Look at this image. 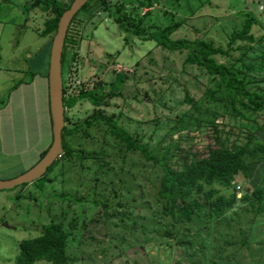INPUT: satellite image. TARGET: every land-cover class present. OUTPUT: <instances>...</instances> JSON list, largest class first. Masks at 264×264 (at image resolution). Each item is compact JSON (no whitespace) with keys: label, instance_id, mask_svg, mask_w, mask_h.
<instances>
[{"label":"rangeland","instance_id":"1","mask_svg":"<svg viewBox=\"0 0 264 264\" xmlns=\"http://www.w3.org/2000/svg\"><path fill=\"white\" fill-rule=\"evenodd\" d=\"M33 1L0 0V67L8 128L10 114L21 111L30 122L36 100H42V80L38 76L32 80V72L35 59L48 56L44 45L51 36L40 35L49 15L40 7L28 8ZM107 1L109 8L96 0L78 16L85 23L74 63L75 81L115 80L120 95L112 99L107 113L142 136L157 158L177 166L190 162L193 153L208 146L216 118L229 125L243 122L256 127L254 115L241 120L225 112L224 92L207 96L208 90H215L216 80L204 68L186 65V51L166 50L122 29L116 22V6L125 8L121 15L129 14V29L166 27L174 39L201 37L223 48H228L231 33L253 15L258 23L252 33L263 43L253 44L245 59L256 62L264 51V8L260 9L264 0H144L150 5H141L142 0ZM230 54L240 56L235 50ZM121 75L127 79L119 85ZM92 110L82 100L70 115L76 122ZM22 125L18 120L19 138ZM225 128L236 131L234 126ZM42 136L30 158L51 141V133ZM258 136L264 140V131ZM72 140L75 148H84L83 161L60 163L34 183L0 190V264H15L21 240L36 237L45 225L60 221L70 234L68 253L80 258L74 264H264V214L255 215L250 203L240 200L221 218H195L172 228L173 236L166 235L165 221L170 219L160 218L155 205L159 167L138 152L120 151L103 125ZM104 147L109 154L94 163ZM18 171L12 169L8 175ZM263 174L264 161L255 166L251 178L237 175L234 186L221 193L228 198L251 194ZM213 187L218 186L206 189Z\"/></svg>","mask_w":264,"mask_h":264},{"label":"trees","instance_id":"2","mask_svg":"<svg viewBox=\"0 0 264 264\" xmlns=\"http://www.w3.org/2000/svg\"><path fill=\"white\" fill-rule=\"evenodd\" d=\"M93 1L96 0H89L81 8L71 21L67 31L62 55L66 109L63 129L64 150L44 176L51 173L60 163H72L76 159L83 161L84 148H75L72 138L89 136L90 130L103 125L106 133L113 137L114 143L120 147V151L125 148L127 152H138L146 160L152 162L155 167H159V173L156 175L158 181L155 205L159 206L158 216L160 218L170 219L169 222L165 221L168 229L166 235L173 236L172 228L178 224L190 223L195 218H206L207 220L221 218L234 209L240 200L250 203L255 215L264 214V174L260 184L251 194H244L240 198L237 195H232L228 198L221 193V189H230L234 186L237 175L242 174L247 179L251 178L253 166L264 160V140L258 136L259 131H264V51L256 56L259 59L256 62L245 59L253 52V44L263 43V38L256 39L252 33L253 26L258 23L257 18L250 15L242 28L231 33L228 48H223L201 37L193 40L174 39L171 36L172 30L166 27L129 29L127 27L129 14L121 15L125 8L116 6V11L119 12L116 22L121 24L122 29L136 34L144 41H155L157 45L166 50L186 51L184 60L186 65H197L204 68L210 78L216 80L215 90H208L207 96L213 98L216 91L224 92L227 95L225 100L222 98L225 103V112H229L228 114L235 119L241 120H250V116L254 115L255 128H251L250 125H245L243 122L229 125L228 122L219 121L216 118L212 122L214 124L212 136L209 138L210 142L206 149L193 153L190 162L187 161L183 165L177 166L164 158H157L142 136L133 134L121 125L115 114L107 113V110L111 109L112 99L120 95L115 90V80L88 82L87 87H80L77 97L73 94L67 96L64 63L70 56L76 59L79 49H81L85 22L79 20L78 16ZM100 1L101 5L109 8L107 0ZM72 2L73 0H34L28 7H40L49 15L44 22V27L40 30L41 36H51V40L46 45L48 64L52 39L58 29L60 17ZM140 4L150 5L144 0ZM238 41L244 42L246 45H238ZM72 49L76 50L74 54H71ZM232 50L238 51L240 56H231L230 51ZM218 57H227L228 60L223 62ZM77 68L78 66H75L74 73L77 72ZM126 79V75H121L118 84L120 85ZM82 100L89 102L93 110L84 120L74 122L68 114V109L75 107L77 102ZM225 126H234L236 131L226 130ZM52 140L48 148L42 152L40 159L50 148ZM108 154L104 147L94 156V163H101ZM123 155L122 157H124ZM214 185L218 187L206 189L207 186ZM71 226L74 228L76 224ZM69 238L70 234L63 221L51 222L44 226L42 233L38 236L21 240L14 262L15 264H35L39 261H47L52 264H74L80 258L73 257L68 253ZM162 263L164 264V262Z\"/></svg>","mask_w":264,"mask_h":264},{"label":"crops","instance_id":"3","mask_svg":"<svg viewBox=\"0 0 264 264\" xmlns=\"http://www.w3.org/2000/svg\"><path fill=\"white\" fill-rule=\"evenodd\" d=\"M46 45L47 43L44 46ZM31 56L32 55H30V57ZM35 61L38 62H35L37 67L32 72V80L35 79L36 76L42 80V100H36L34 118L32 117L30 122L28 120L26 121L25 116H23L24 114L21 111L19 113L10 114L9 128L6 126V124L4 125V117L6 115L8 103L5 102V80L2 78V68L0 67V178L2 179L14 178L38 162L42 152H44L50 145L49 141L46 146L39 148L34 157L30 158L32 151L36 149V147H38V145L41 143L43 139L42 134L49 135L51 133V140L53 138L49 97V64L47 63L48 56L44 59L41 58L40 60L35 59ZM23 82L24 81L21 83ZM18 120H22L24 125H22L23 127L20 130L21 138H19L20 136H17L18 134L16 135ZM20 139L21 144H19ZM24 163L28 164L24 165ZM260 163L255 164L253 166L254 169L255 166L260 165ZM20 166H24L23 170H21L22 168ZM15 168L16 170L20 171L13 173V175H8V172H10L12 169L15 170Z\"/></svg>","mask_w":264,"mask_h":264},{"label":"water","instance_id":"4","mask_svg":"<svg viewBox=\"0 0 264 264\" xmlns=\"http://www.w3.org/2000/svg\"><path fill=\"white\" fill-rule=\"evenodd\" d=\"M89 0H73L60 17L58 29L53 36L49 59V97L53 140L46 154L31 168L11 178H0V190L12 189L34 183L45 175L48 168L63 153V129L65 126L64 83L62 55L69 25L75 15Z\"/></svg>","mask_w":264,"mask_h":264},{"label":"flooded vegetation","instance_id":"5","mask_svg":"<svg viewBox=\"0 0 264 264\" xmlns=\"http://www.w3.org/2000/svg\"><path fill=\"white\" fill-rule=\"evenodd\" d=\"M74 54V53H72ZM77 59V56H76ZM75 58H73L72 56H70L69 58H67L66 62L64 63V74H65V78L67 79L68 82V86H66L67 88V96H69L70 94H73L74 96H78V94L80 93V87H87L88 83L84 80V78L78 80V83H76L75 81V73H74V63ZM77 61V60H76ZM74 91H76L75 93H73ZM78 103V102H77ZM77 106V105H76ZM75 106V107H76ZM75 107H70L68 109V114L70 115V112L75 108ZM70 117H72L70 115Z\"/></svg>","mask_w":264,"mask_h":264},{"label":"built area","instance_id":"6","mask_svg":"<svg viewBox=\"0 0 264 264\" xmlns=\"http://www.w3.org/2000/svg\"><path fill=\"white\" fill-rule=\"evenodd\" d=\"M260 9H263V6H260ZM68 82H67V86L69 85ZM76 83H78V82H76ZM237 187L240 188V186H237Z\"/></svg>","mask_w":264,"mask_h":264}]
</instances>
